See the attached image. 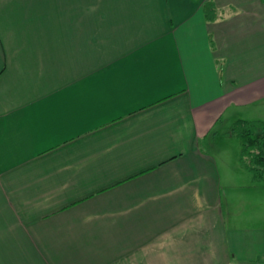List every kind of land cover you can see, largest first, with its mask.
Wrapping results in <instances>:
<instances>
[{
    "label": "crops",
    "instance_id": "obj_1",
    "mask_svg": "<svg viewBox=\"0 0 264 264\" xmlns=\"http://www.w3.org/2000/svg\"><path fill=\"white\" fill-rule=\"evenodd\" d=\"M262 99L264 0H0V264H264L201 146Z\"/></svg>",
    "mask_w": 264,
    "mask_h": 264
},
{
    "label": "rangeland",
    "instance_id": "obj_2",
    "mask_svg": "<svg viewBox=\"0 0 264 264\" xmlns=\"http://www.w3.org/2000/svg\"><path fill=\"white\" fill-rule=\"evenodd\" d=\"M238 117L243 120L264 121V99L258 100L256 104L251 105V108L248 106L244 109L234 107L227 109L211 128L209 140H212V148H207L205 144L201 146L215 150L220 169L228 179L230 178L235 200L232 203L227 201V192L223 196L224 213L228 222L239 215L243 228L249 224L252 227V224L256 223L253 226L257 228L258 234H261L264 230V178L253 179L239 160V141L235 135H229ZM241 204L243 206H240ZM247 230L252 229L247 228Z\"/></svg>",
    "mask_w": 264,
    "mask_h": 264
},
{
    "label": "trees",
    "instance_id": "obj_3",
    "mask_svg": "<svg viewBox=\"0 0 264 264\" xmlns=\"http://www.w3.org/2000/svg\"><path fill=\"white\" fill-rule=\"evenodd\" d=\"M229 135H235L239 141V160L245 169L253 179H263L264 121L238 119Z\"/></svg>",
    "mask_w": 264,
    "mask_h": 264
}]
</instances>
